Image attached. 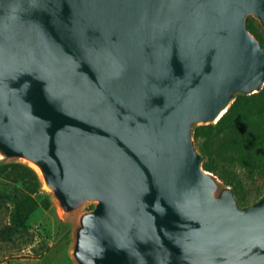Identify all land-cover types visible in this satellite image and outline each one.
Returning <instances> with one entry per match:
<instances>
[{
  "label": "water",
  "instance_id": "obj_1",
  "mask_svg": "<svg viewBox=\"0 0 264 264\" xmlns=\"http://www.w3.org/2000/svg\"><path fill=\"white\" fill-rule=\"evenodd\" d=\"M248 17L264 0H0V161L76 218L73 264H264V193L240 205L194 138L264 87Z\"/></svg>",
  "mask_w": 264,
  "mask_h": 264
},
{
  "label": "trees",
  "instance_id": "obj_2",
  "mask_svg": "<svg viewBox=\"0 0 264 264\" xmlns=\"http://www.w3.org/2000/svg\"><path fill=\"white\" fill-rule=\"evenodd\" d=\"M246 25L264 47L258 22L248 17ZM194 138L203 167L233 187L240 205L264 193V87L251 95H238L217 123L195 127ZM39 190V180L30 167L0 161V206L8 215L0 228L2 241L27 232L31 214L38 207L51 206L48 196L36 199Z\"/></svg>",
  "mask_w": 264,
  "mask_h": 264
},
{
  "label": "rangeland",
  "instance_id": "obj_3",
  "mask_svg": "<svg viewBox=\"0 0 264 264\" xmlns=\"http://www.w3.org/2000/svg\"><path fill=\"white\" fill-rule=\"evenodd\" d=\"M257 33L264 39L262 29H258ZM30 169L32 175L38 178L37 172ZM34 195L38 200L47 196L41 186ZM90 206L88 204L84 209ZM7 218V209L0 206V228ZM75 222V217L61 215L52 202L48 209L38 207L27 221V232L13 237L11 241L0 239V264H73L69 251Z\"/></svg>",
  "mask_w": 264,
  "mask_h": 264
}]
</instances>
